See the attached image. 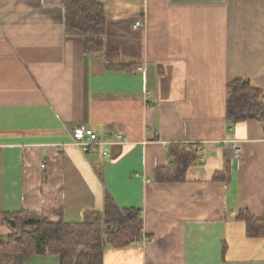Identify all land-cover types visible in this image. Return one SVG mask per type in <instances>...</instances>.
Here are the masks:
<instances>
[{
	"label": "crops",
	"instance_id": "obj_1",
	"mask_svg": "<svg viewBox=\"0 0 264 264\" xmlns=\"http://www.w3.org/2000/svg\"><path fill=\"white\" fill-rule=\"evenodd\" d=\"M62 1L0 0V240L15 233L4 215L81 223L108 195L140 213L144 237L106 247L102 264H264V122L226 118L230 82L264 94V0H95L103 43L139 66L130 73L65 34ZM77 128L125 142L83 153ZM177 145L205 161L160 183Z\"/></svg>",
	"mask_w": 264,
	"mask_h": 264
},
{
	"label": "trees",
	"instance_id": "obj_2",
	"mask_svg": "<svg viewBox=\"0 0 264 264\" xmlns=\"http://www.w3.org/2000/svg\"><path fill=\"white\" fill-rule=\"evenodd\" d=\"M64 31L67 36L83 38L86 54L102 53L107 70L134 72L138 65L119 62L116 48L103 43L105 11L95 0H63ZM226 118L229 125L246 120L264 122V94L253 89L248 80H235L227 85ZM172 162L157 171L156 180L167 183L181 180L187 166L198 159L195 149L177 145L169 148ZM249 234L260 236L263 224L248 212L237 217ZM5 224H15V233L0 240V264H24L30 258L44 255L59 257V264H102L106 247L118 249L139 240L142 231L138 211L120 209L110 196L104 199L102 212H86L81 223L35 219L25 211L4 215Z\"/></svg>",
	"mask_w": 264,
	"mask_h": 264
},
{
	"label": "built area",
	"instance_id": "obj_3",
	"mask_svg": "<svg viewBox=\"0 0 264 264\" xmlns=\"http://www.w3.org/2000/svg\"><path fill=\"white\" fill-rule=\"evenodd\" d=\"M141 26H142V23L137 22L134 25V28L141 27ZM108 136L110 139L101 140L90 129H86V128L72 129L71 130V139H72L71 145L79 149L81 152L87 153L90 150H94L98 148L99 146L105 147L108 145L121 144L125 142L123 135L120 133L109 132ZM230 145L232 146V149L235 150V152H239L241 150L238 142H230ZM200 152H201V155L198 160L203 162L205 161L206 154L204 150H201ZM102 154L104 157H108V151L104 150ZM41 168H44V165H41ZM143 237L144 235L141 231L139 239H142Z\"/></svg>",
	"mask_w": 264,
	"mask_h": 264
},
{
	"label": "water",
	"instance_id": "obj_4",
	"mask_svg": "<svg viewBox=\"0 0 264 264\" xmlns=\"http://www.w3.org/2000/svg\"><path fill=\"white\" fill-rule=\"evenodd\" d=\"M10 224H11V226H12V227H14V226H15V224H14L13 222H11Z\"/></svg>",
	"mask_w": 264,
	"mask_h": 264
}]
</instances>
